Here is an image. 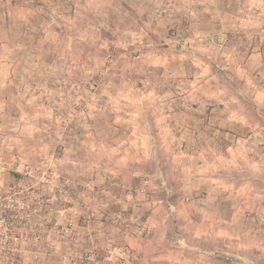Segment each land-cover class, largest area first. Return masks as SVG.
<instances>
[{"label":"rangeland","instance_id":"374dc122","mask_svg":"<svg viewBox=\"0 0 264 264\" xmlns=\"http://www.w3.org/2000/svg\"><path fill=\"white\" fill-rule=\"evenodd\" d=\"M229 3L0 0V264H264Z\"/></svg>","mask_w":264,"mask_h":264},{"label":"crops","instance_id":"0c3cea01","mask_svg":"<svg viewBox=\"0 0 264 264\" xmlns=\"http://www.w3.org/2000/svg\"><path fill=\"white\" fill-rule=\"evenodd\" d=\"M247 2L248 12L241 16L230 15L225 17L226 30L229 31L230 39L234 37V32L244 33L245 40L241 51L246 49V55L241 62L245 69L253 68L256 70V104L264 106V0H230L229 5L234 7L236 3L245 5ZM249 5V6H248ZM238 26L240 29H238ZM253 26V27H252Z\"/></svg>","mask_w":264,"mask_h":264}]
</instances>
